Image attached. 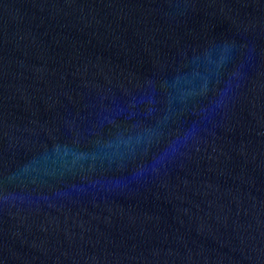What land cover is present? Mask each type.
<instances>
[{
    "label": "water",
    "instance_id": "95a60500",
    "mask_svg": "<svg viewBox=\"0 0 264 264\" xmlns=\"http://www.w3.org/2000/svg\"><path fill=\"white\" fill-rule=\"evenodd\" d=\"M0 264H264V0H0Z\"/></svg>",
    "mask_w": 264,
    "mask_h": 264
}]
</instances>
